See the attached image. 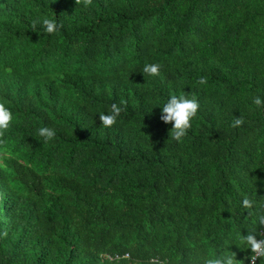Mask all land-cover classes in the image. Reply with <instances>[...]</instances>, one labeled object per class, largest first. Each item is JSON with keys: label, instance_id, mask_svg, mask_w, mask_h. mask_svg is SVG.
I'll return each instance as SVG.
<instances>
[{"label": "trees", "instance_id": "16d2710c", "mask_svg": "<svg viewBox=\"0 0 264 264\" xmlns=\"http://www.w3.org/2000/svg\"><path fill=\"white\" fill-rule=\"evenodd\" d=\"M44 19L62 27L47 33ZM172 95L200 105L179 141L161 119ZM254 96L264 100V0H0V102L13 115L0 264H227L233 252L251 264L238 237L264 239ZM112 104L123 111L105 127Z\"/></svg>", "mask_w": 264, "mask_h": 264}, {"label": "clouds", "instance_id": "9594fccd", "mask_svg": "<svg viewBox=\"0 0 264 264\" xmlns=\"http://www.w3.org/2000/svg\"><path fill=\"white\" fill-rule=\"evenodd\" d=\"M81 3V0H76V4ZM84 6L87 7L91 5L92 0H83ZM43 26L47 33H53L59 31L62 27V24H57L55 20L44 19ZM35 24L33 25V28ZM161 70V65L159 64H146L143 68V73L145 76L148 75H159ZM198 84L206 85L207 79L205 77H200L197 80ZM123 103V102H121ZM253 103L257 106L264 105V100L260 96L253 97ZM200 105L195 97L188 99L186 96L181 95L177 97L172 95L167 103L163 104L162 111L165 115L161 119L166 123L174 122L173 128L171 129L170 136L171 138L176 139L177 141L181 140L184 136L187 135L188 130L192 127L191 120L196 116L197 111ZM123 109L117 104H112L110 114L100 113L99 118L102 122V125L105 127L113 126L116 123L117 117ZM13 120L12 112L9 108L5 106L4 102H0V143H3L4 136L6 131L10 127V123ZM244 123L241 117L233 123V127L240 126ZM39 135L45 138V141L51 140L55 136V130L48 127H42L39 129ZM243 206L245 208H252L253 202L248 198L243 200ZM259 223L264 224V215L259 217ZM258 235H264V233H257ZM241 244H245L251 248L250 256L251 264H256L257 259L264 257V239L257 240V235H253L252 232H249L247 235L238 237ZM205 264H224L223 260L217 256L208 258L205 261ZM227 264H237L236 253L228 255Z\"/></svg>", "mask_w": 264, "mask_h": 264}]
</instances>
